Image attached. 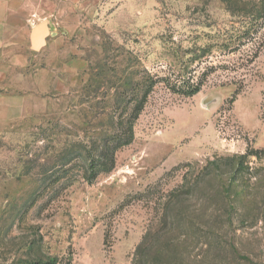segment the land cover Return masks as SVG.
<instances>
[{"label":"rangeland","instance_id":"rangeland-1","mask_svg":"<svg viewBox=\"0 0 264 264\" xmlns=\"http://www.w3.org/2000/svg\"><path fill=\"white\" fill-rule=\"evenodd\" d=\"M15 1L49 21L37 62L58 80L46 114L0 132V264H264V24L237 48L225 0ZM209 63L193 96L158 82L116 148L146 76ZM249 149L235 177L208 165Z\"/></svg>","mask_w":264,"mask_h":264},{"label":"crops","instance_id":"crops-1","mask_svg":"<svg viewBox=\"0 0 264 264\" xmlns=\"http://www.w3.org/2000/svg\"><path fill=\"white\" fill-rule=\"evenodd\" d=\"M31 15L15 0H0V132L42 110L46 114L49 92L57 88L56 70L37 62L49 41L45 37V45L34 49L32 28L43 20L37 22Z\"/></svg>","mask_w":264,"mask_h":264},{"label":"trees","instance_id":"trees-1","mask_svg":"<svg viewBox=\"0 0 264 264\" xmlns=\"http://www.w3.org/2000/svg\"><path fill=\"white\" fill-rule=\"evenodd\" d=\"M225 2L229 10L233 11V8L239 7V10L243 11V13L239 14V16L242 18V23L240 28L237 29L233 27L232 31L225 30L222 33V38L224 40L223 46H228L229 44H235V46H237L238 48L244 42L253 41V39H255V36H257V34L259 33L260 28L263 27L264 24V0H259L258 4L255 3L252 5H243V6H240L234 0H225ZM209 48H210L209 46L204 47L202 50H204L203 52H210L207 51L210 50ZM202 56H203L202 54L195 55L192 57V59H190V61L194 62V60H196L197 58H201ZM221 66L225 67V65H221ZM202 69L203 70L196 79L193 75L194 68H192L190 65L189 66L185 65L183 66V69H179L177 73H174V78L164 77L154 74L152 76L149 75L146 76L141 86V93H142L141 98L135 105L133 112L129 115L127 120L126 132L122 134V139L120 140V143L116 148L131 144L134 141L135 121L139 118L141 112L143 111L146 105L150 92L153 90L154 86L158 82L160 81L165 82L174 92L183 94L185 96H193L198 92H200L202 86L206 81V78L214 70H216L217 67L214 64L209 63ZM235 94H238V89L235 90ZM262 152L263 150L249 149L243 155L217 158L213 161H210L208 165L217 164V166H220V163H222L223 160H229L230 166L234 168V177H235V175L244 172L246 168L243 163L244 158H247V156L250 155H257ZM113 165L114 164L112 163V166ZM96 176H97V163L94 160H92L90 163V172L88 175L89 182H92L96 178ZM183 194H184L183 190H177V191L174 190L166 204V207L168 208V206H170L172 203L176 205L179 201L182 200L181 196ZM147 239H148V234L143 242H146ZM47 264H55V263L53 261H49V263Z\"/></svg>","mask_w":264,"mask_h":264},{"label":"water","instance_id":"water-1","mask_svg":"<svg viewBox=\"0 0 264 264\" xmlns=\"http://www.w3.org/2000/svg\"><path fill=\"white\" fill-rule=\"evenodd\" d=\"M49 33L50 25L48 20L45 19L40 24L33 25L31 37L34 49L39 50L45 45V37H47Z\"/></svg>","mask_w":264,"mask_h":264}]
</instances>
